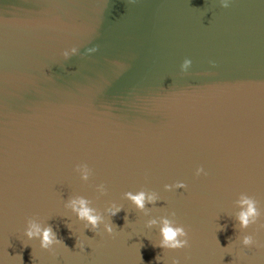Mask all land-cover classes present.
<instances>
[{"label":"water","instance_id":"95a60500","mask_svg":"<svg viewBox=\"0 0 264 264\" xmlns=\"http://www.w3.org/2000/svg\"><path fill=\"white\" fill-rule=\"evenodd\" d=\"M141 190L146 212L125 197ZM241 194L262 212L244 232ZM162 218L188 247H154ZM29 221L62 243L41 249ZM262 224L264 0H0V264H264Z\"/></svg>","mask_w":264,"mask_h":264},{"label":"clouds","instance_id":"9594fccd","mask_svg":"<svg viewBox=\"0 0 264 264\" xmlns=\"http://www.w3.org/2000/svg\"><path fill=\"white\" fill-rule=\"evenodd\" d=\"M231 0H220V7L227 9L230 7ZM96 49H90V52H94ZM77 53L76 48H72L70 52L66 51L63 53L64 57L67 59L70 54L75 55ZM191 61L185 60L181 66V71L186 72L190 67ZM75 171L79 174L80 179L83 182H88L92 176V169L87 166V164L78 165ZM196 176H200L204 173L203 168L196 169ZM186 184L183 182H177L172 185H165V191H172L174 188H186ZM96 191L101 195L106 194V187L104 184L96 186ZM125 197L132 202L136 209L146 212V204H155L158 196L154 192H147L144 190L138 191L135 194L132 192H126ZM90 201L83 196H77L69 201L66 207L71 208V210L76 214L77 218L81 221H86V227L91 226V230L95 231L98 224L101 222L102 217L98 215L95 209L89 207ZM237 205L240 211L237 215V221L241 232L247 230L250 226L255 225L257 221L261 218L262 212L258 207V202L252 196L247 194H241L237 200ZM120 208H115L114 211H110V215L114 216ZM175 217V213H171ZM156 219H150L147 222V227L151 228L157 224ZM160 226V242L154 247H160L166 251H178L185 249L189 245L188 232L183 225L176 223L174 220L168 218H162L159 220ZM264 228V224L261 225ZM223 230V229H220ZM105 232L111 236L114 232V227L110 224L105 225ZM25 235L29 240L33 238H38L40 240V248L43 250H51L53 245H59L62 241L57 240L55 233L50 227L41 228L40 225L34 221H29V226ZM256 241L252 235H243L241 238V244L243 247H252ZM20 257V256H19ZM157 260L160 259L159 256L156 257ZM22 264V257H20ZM172 264H180L178 260H173Z\"/></svg>","mask_w":264,"mask_h":264}]
</instances>
